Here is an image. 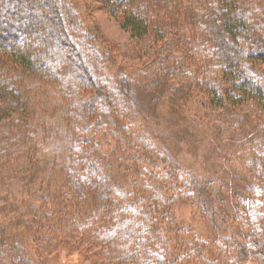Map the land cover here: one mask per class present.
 <instances>
[{
	"label": "trees",
	"instance_id": "obj_1",
	"mask_svg": "<svg viewBox=\"0 0 264 264\" xmlns=\"http://www.w3.org/2000/svg\"><path fill=\"white\" fill-rule=\"evenodd\" d=\"M74 1L85 8L89 27ZM95 2L129 34L128 44L115 50L100 35L91 18ZM0 17V164H27L31 176L22 191L31 193L46 156L67 162L57 191L41 190L48 200L35 221V259L70 239L96 252L100 264H239L250 252L248 241L261 255L262 208L245 187L236 189L232 213L234 221H246V244L223 237L233 251L222 258L215 241L195 235L196 256L186 258L180 237L173 260L163 238L173 217L187 205L199 217L201 208L214 214L217 187L227 190V183L218 171L201 180L177 163L167 165L138 136H128L127 126L146 104L169 105L173 114L180 103L202 96L241 133L217 130L222 149L262 140L264 0H0ZM111 50L132 65L123 68ZM39 95L48 100L46 109L34 103ZM102 108L112 128L101 127ZM254 111L256 124L246 128ZM58 132L67 144L54 138ZM56 145L66 146L64 153H49ZM189 218L194 224L193 213ZM1 233L0 264H35L14 235L3 239Z\"/></svg>",
	"mask_w": 264,
	"mask_h": 264
},
{
	"label": "rangeland",
	"instance_id": "obj_2",
	"mask_svg": "<svg viewBox=\"0 0 264 264\" xmlns=\"http://www.w3.org/2000/svg\"><path fill=\"white\" fill-rule=\"evenodd\" d=\"M73 3L84 20V26L89 27L85 8L76 1ZM90 9L91 18L95 26L98 27L100 35L108 41L110 46L115 47V50H117L130 42L129 34L120 28L119 23L107 13L106 8H100L95 2L94 4L90 3ZM0 21V25L4 26L1 17ZM111 53L114 59L122 64L123 68L132 65V62L123 57L121 52L114 54L113 50H111ZM80 64L85 63L81 61ZM138 95L140 97L141 93L136 91V96ZM156 96L152 97L155 98ZM37 97L40 99L37 102L34 101V103H39L37 104L38 109H46L45 104L48 100L42 98L40 95ZM221 113V109L219 110L215 106L210 105L202 96H196L190 98L186 104L180 103L173 114L169 105L150 106L146 104L142 107L143 115L139 114L137 120L127 126V131L129 130L128 136H138L149 149L158 151L162 156L161 159L167 165L173 166V164L177 163L182 169L198 173L201 180L213 178L218 171V173L224 175V183H227V190L223 189L221 191L217 187L219 198L213 207V211H216L214 214L208 215L206 208H201V216L199 217V212L196 213V211H193L187 205L182 208V213L178 212L173 217L169 225L171 230H167V234L164 233L163 237L169 243L168 251L173 252V260L176 254L173 250L179 249L181 246L180 237L183 238L182 244L186 245V248L183 247V255L185 254L186 258L190 255L193 258L196 256L193 241L195 235H198L203 240L215 241V245H217L214 247H219V254L222 258L226 251H233L229 245L220 241L223 237L228 238L232 245H235V243L246 244L245 239H243V235L248 232L245 219H239L238 221H234L233 219L236 189L244 190L245 187L248 188L250 193L254 195V202L258 203L262 211H264L262 203L264 188V138L257 141L256 137H252L254 142L247 141L249 138H245L242 141L245 142L246 140L250 145L238 142L236 146L237 150L227 151L225 148L222 149L220 141H217L216 138L217 130H221L225 134L242 136L236 130L237 126L229 128L223 122L224 116H221ZM252 115L255 117L247 122L246 128H249L248 123L253 124L257 119L255 111ZM99 121L101 127L112 128L114 126V121L108 116L107 110L104 108L101 109ZM52 123L55 125V122L52 121ZM259 135L264 136L263 133ZM252 136H256L253 130ZM54 138L61 139V143L67 144L66 138H63L60 132L55 134ZM217 146H220L221 151H218ZM56 147L57 145L49 153L52 155H57V152L64 153V149L66 148V146H62V149ZM57 157L55 158L57 159L55 164L53 162L54 159L50 156H46V159L44 158L48 161L47 168L42 170L41 176H38V180L31 187V193L22 191V189H26L23 181L29 180L31 176V173L28 172L30 168L26 167L28 166L27 164L19 163L11 168L3 165V163L0 164V230L2 238L7 239L10 235H14L24 245L25 249L33 255L32 259L35 264H100L96 252L90 251V249L85 247V244L81 246L76 240L72 239L67 240V242L61 240L59 244L55 243V251L45 257L40 259H35L34 257V252L36 251L33 239L36 227L35 221H37V217L41 214L39 213L41 203L43 205V201L48 200V197H42L43 193L41 190L50 188L51 194H53L56 188L65 182L66 157L65 162L61 156L57 155ZM63 169L64 174L62 173ZM63 190L66 191V187ZM46 207L51 209L52 204L48 203ZM189 213H193L196 217L194 224L190 222ZM43 216L44 213L39 217V220ZM189 222L192 224L190 226L192 228L189 227ZM251 223L253 227L257 228L254 219ZM258 226L263 227L261 245L263 246V212H261V222H259ZM238 228L242 232L239 236L236 232ZM234 230L237 239L233 235ZM188 246L189 248L187 249ZM246 248H249L250 252L242 256L239 264H263L262 256L256 252V248H252L250 241L246 244ZM168 251L166 248V252ZM205 252H207V248H205ZM224 260L222 259L218 264H227L223 262ZM230 260H234V258Z\"/></svg>",
	"mask_w": 264,
	"mask_h": 264
},
{
	"label": "flooded vegetation",
	"instance_id": "obj_3",
	"mask_svg": "<svg viewBox=\"0 0 264 264\" xmlns=\"http://www.w3.org/2000/svg\"><path fill=\"white\" fill-rule=\"evenodd\" d=\"M262 203H263V208H264V188H263V195H262ZM262 212L264 213V211H262ZM261 256H262V258L264 260V241H263Z\"/></svg>",
	"mask_w": 264,
	"mask_h": 264
},
{
	"label": "water",
	"instance_id": "obj_4",
	"mask_svg": "<svg viewBox=\"0 0 264 264\" xmlns=\"http://www.w3.org/2000/svg\"><path fill=\"white\" fill-rule=\"evenodd\" d=\"M263 264H264V260H263Z\"/></svg>",
	"mask_w": 264,
	"mask_h": 264
}]
</instances>
